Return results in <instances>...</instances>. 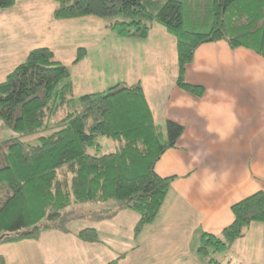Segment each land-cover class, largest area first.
Listing matches in <instances>:
<instances>
[{"label":"trees","instance_id":"obj_1","mask_svg":"<svg viewBox=\"0 0 264 264\" xmlns=\"http://www.w3.org/2000/svg\"><path fill=\"white\" fill-rule=\"evenodd\" d=\"M53 1L57 20L120 17L110 27L126 38L146 39L158 23L175 39L176 86L196 97L204 88L187 82L185 71L200 45L224 41L264 57V0ZM13 3L0 0V9ZM79 51L77 60L85 53ZM68 76L48 47H36L0 82V120L20 137L37 140L0 141V244L35 239L48 228L66 231L71 214L64 211L78 203L112 201L131 209L139 232L155 219L169 189L173 177L158 175L155 164L176 145L182 125L168 120L163 141L140 82L81 95L79 109L52 119L74 100L71 82L57 88ZM100 136L116 141L115 150L90 153L101 147ZM231 211L233 220L219 235H202L199 255L224 250L252 222H264V190L234 203ZM78 237L96 241L97 233L83 228Z\"/></svg>","mask_w":264,"mask_h":264},{"label":"crops","instance_id":"obj_2","mask_svg":"<svg viewBox=\"0 0 264 264\" xmlns=\"http://www.w3.org/2000/svg\"><path fill=\"white\" fill-rule=\"evenodd\" d=\"M89 17L55 20L76 25ZM185 79L202 86V96L178 88L175 78L158 89L149 79L148 91L138 79L158 130V119L183 127L155 164L158 175L173 177L155 219L135 232L138 214L116 202L71 205L69 218L86 220L81 229L94 228L96 241L78 237L79 227L48 228L1 243L5 264H264V222H252L222 250L221 263L197 251L203 234L219 235L232 222L234 203L264 190V57L224 41L202 44Z\"/></svg>","mask_w":264,"mask_h":264},{"label":"rangeland","instance_id":"obj_3","mask_svg":"<svg viewBox=\"0 0 264 264\" xmlns=\"http://www.w3.org/2000/svg\"><path fill=\"white\" fill-rule=\"evenodd\" d=\"M55 8L53 0H14L11 6L0 9V82L25 60L29 50L36 47H48L54 58L63 61L68 69L69 76L61 80L57 88L68 81L72 82L74 100L64 110H58L52 119H59L66 112L79 109V96L105 92L117 83L131 85L142 80L148 91L149 79L152 82L157 80L155 89L160 88L165 81L169 82L173 78L176 80L175 44L167 41L169 37L164 36L163 27L158 23L150 28L148 39H131L121 36L110 27V23L120 17L101 18L91 15L84 18L82 23L74 25L80 21L67 20L61 21L60 26L56 25L60 21L55 20L52 15ZM80 26L87 32H82ZM80 47L87 53L77 60ZM158 121L163 126V130L159 129V132L164 141L167 137L166 122L162 119ZM16 137L28 143H37L35 136L20 137L0 120V141ZM96 142L101 147L90 148L88 151L97 155L114 151L117 143L102 136ZM64 214H67L66 211ZM85 221L67 217L64 224L69 229L72 226L81 229ZM223 251L211 252L208 259L213 258L221 263L219 254Z\"/></svg>","mask_w":264,"mask_h":264}]
</instances>
